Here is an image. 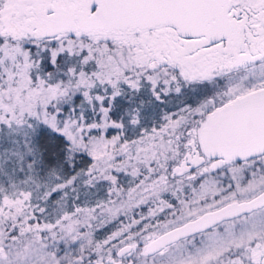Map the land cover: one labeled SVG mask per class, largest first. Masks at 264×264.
I'll return each mask as SVG.
<instances>
[{
    "label": "snow or ice",
    "instance_id": "6c2138e0",
    "mask_svg": "<svg viewBox=\"0 0 264 264\" xmlns=\"http://www.w3.org/2000/svg\"><path fill=\"white\" fill-rule=\"evenodd\" d=\"M0 264H264V0H0Z\"/></svg>",
    "mask_w": 264,
    "mask_h": 264
}]
</instances>
